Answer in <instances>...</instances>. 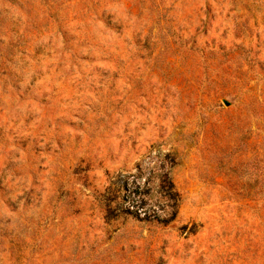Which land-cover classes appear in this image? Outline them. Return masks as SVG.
<instances>
[{
	"label": "rangeland",
	"instance_id": "1",
	"mask_svg": "<svg viewBox=\"0 0 264 264\" xmlns=\"http://www.w3.org/2000/svg\"><path fill=\"white\" fill-rule=\"evenodd\" d=\"M0 264H264V0H0Z\"/></svg>",
	"mask_w": 264,
	"mask_h": 264
},
{
	"label": "trees",
	"instance_id": "2",
	"mask_svg": "<svg viewBox=\"0 0 264 264\" xmlns=\"http://www.w3.org/2000/svg\"><path fill=\"white\" fill-rule=\"evenodd\" d=\"M171 200H175L173 197H171ZM176 205H177V203H175ZM142 205H143V200L142 199H140L139 201H135V202H133V205L131 206V207H133L134 209H136L137 208V210L135 211V212H133V213H135V214H139L138 212V210H139V208H141L142 207ZM175 205V206H176ZM175 206H173L172 207V209H175ZM175 212L172 214V217H170V219L168 220V221H171L174 217H175ZM136 218H140V216L139 215H136ZM152 217H148V215H146L145 216V218L144 219H146V220H149V219H151ZM157 217H155V219H156ZM168 221H166V222H168Z\"/></svg>",
	"mask_w": 264,
	"mask_h": 264
}]
</instances>
